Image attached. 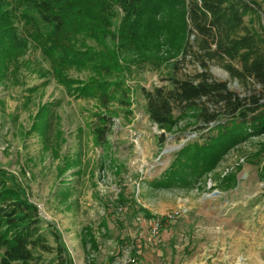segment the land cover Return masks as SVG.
<instances>
[{
  "label": "rangeland",
  "instance_id": "rangeland-1",
  "mask_svg": "<svg viewBox=\"0 0 264 264\" xmlns=\"http://www.w3.org/2000/svg\"><path fill=\"white\" fill-rule=\"evenodd\" d=\"M256 2L262 6L256 24L264 28V0ZM165 36H147L139 52H121L133 113L117 112L113 103L114 124L105 145L94 143L89 126L90 112L99 110L96 100L76 99L52 75L43 76L48 61L27 45L21 50V60L27 61L18 82H0V169L16 177L44 222L58 228L72 264H116L131 245L142 250L140 264H264V133L234 145L192 187L152 184L178 150L189 141L203 142L210 132L199 129L204 124L194 109L184 114L176 109L174 124L165 129L146 112L143 89L170 87L177 52ZM192 52L182 56L178 77L206 70L239 95L261 91L251 78H232L216 59H205L203 67L200 53ZM68 73L80 79L91 74L77 68ZM46 79L50 82L43 85ZM34 86L38 89L31 90ZM47 102L52 111L42 136L33 124ZM160 133L166 135L163 143ZM121 191L128 205H118ZM176 210L178 217L167 219L164 231L153 235L154 219L146 212L167 218ZM86 227L96 238V250L83 243ZM36 254L42 257L38 264H57L55 254Z\"/></svg>",
  "mask_w": 264,
  "mask_h": 264
},
{
  "label": "trees",
  "instance_id": "trees-1",
  "mask_svg": "<svg viewBox=\"0 0 264 264\" xmlns=\"http://www.w3.org/2000/svg\"><path fill=\"white\" fill-rule=\"evenodd\" d=\"M261 8L256 0H0V82H18L17 74L27 61L21 60V50L33 45L49 63L43 76L52 75L76 99L96 100L99 110L90 112L89 126L94 143L105 145L114 124L113 103L118 104L117 112L133 113L121 52H139V43L147 36L160 40L166 35V44L177 52L170 87L143 89L146 112L165 129L174 124L176 109L183 114L194 109L197 121L204 124L199 129L209 127L210 132L203 142L189 141L178 150L167 171L152 184L192 187L234 145L264 133V28L256 24ZM191 50L200 53L203 67L205 59H216L232 78H251L261 91L239 95L206 70L178 77L182 56ZM74 68L91 74L87 79L73 77L68 71ZM35 89L38 86L31 90ZM51 111L49 102L39 106L33 126L42 136L48 133ZM165 138V133L159 134L161 143ZM129 202L121 191L118 205ZM146 215L159 219L160 235L167 218ZM86 228L84 245L98 249ZM40 251L55 254L57 264H72L58 228L44 222L16 177L0 169V264H38ZM134 253L140 262L142 250L135 248Z\"/></svg>",
  "mask_w": 264,
  "mask_h": 264
},
{
  "label": "built area",
  "instance_id": "built-area-1",
  "mask_svg": "<svg viewBox=\"0 0 264 264\" xmlns=\"http://www.w3.org/2000/svg\"><path fill=\"white\" fill-rule=\"evenodd\" d=\"M179 214L180 211L176 210L170 213L167 216V219L174 220L176 217H178ZM159 227H160V221L158 219L155 220L151 226V231L153 235H157L159 233ZM135 248H136L135 245H131L128 250L123 251L122 257L120 258V260L117 261L116 264H140L138 256L134 253Z\"/></svg>",
  "mask_w": 264,
  "mask_h": 264
}]
</instances>
